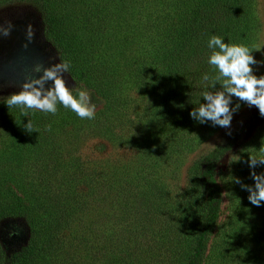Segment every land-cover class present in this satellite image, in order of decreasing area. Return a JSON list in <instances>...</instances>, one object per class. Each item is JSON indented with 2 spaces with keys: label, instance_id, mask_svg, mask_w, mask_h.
Listing matches in <instances>:
<instances>
[{
  "label": "trees",
  "instance_id": "trees-1",
  "mask_svg": "<svg viewBox=\"0 0 264 264\" xmlns=\"http://www.w3.org/2000/svg\"><path fill=\"white\" fill-rule=\"evenodd\" d=\"M254 1L0 0L1 11L20 3L38 11L48 49L53 48L57 60L70 62L69 73L78 87H89L104 100L94 120H82L58 105L55 116L48 114L41 121L44 126L55 124L54 135L48 130L38 138L39 133L25 131L20 139L17 131L7 136L11 152L0 153V224L6 218L20 219L28 236L12 252L0 244V264H95L98 257L105 258V264H135L139 255L112 242L134 208L143 211L151 202L154 188L149 181L142 192L136 191L140 184L133 185L139 177L138 182L149 178L151 161L172 149L188 148V142L195 146L219 128L199 124L189 115L218 74L208 64L213 50L207 42L218 35L252 50L260 30ZM206 74L208 81L203 79ZM88 136L116 138L136 149L139 174L126 177L132 179L119 189L123 178L118 169L103 170L105 180L95 178L99 174L74 153ZM230 147H216L193 166L191 184L204 190L206 205L189 264L202 263L221 216L224 192L216 167ZM105 196L121 203L124 198L125 216L109 220L100 237L88 233L85 217L98 199L107 201ZM246 204L230 219V233L239 240L243 217L252 205ZM254 231L263 238L258 228ZM98 237H104V243ZM258 251L257 242L249 249H235L234 261L261 264Z\"/></svg>",
  "mask_w": 264,
  "mask_h": 264
},
{
  "label": "rangeland",
  "instance_id": "rangeland-1",
  "mask_svg": "<svg viewBox=\"0 0 264 264\" xmlns=\"http://www.w3.org/2000/svg\"><path fill=\"white\" fill-rule=\"evenodd\" d=\"M254 2L260 30L252 43V54L257 60H264V0ZM2 8L4 10H0V23L6 25L11 21L15 25L9 37H0V153L8 156L7 154L11 151L7 150L11 148L7 147V136L9 135L10 138L14 131L18 132V138L21 137V132L25 131L27 135L28 132L23 126L29 119L36 130L31 133H39L35 136L36 138L40 135L46 136L48 130L51 131V135H54L55 124L52 122H45L46 126L41 124L48 114L30 111L29 116L21 117L18 108H8L7 99L11 95L9 91H19L26 80L36 75L33 72L35 65L42 63L49 65L57 59L53 48L49 50L45 44L47 38L41 29L42 19L38 11H29L32 9L31 6L22 3L10 4ZM29 24L33 26L35 36L28 48H24L25 30ZM254 74L258 77L264 75V65L258 66V71ZM65 79L74 89L81 88L89 92L96 104V113L103 108L104 100L93 95L91 88L78 87L70 73L66 74ZM236 102L238 101L234 97L233 104ZM240 103L241 107L234 113L230 128L219 127L195 146L193 142H188L186 145L188 148L183 146L182 149L180 147L172 149L170 154L158 157L157 161H151L149 164L151 167L147 173L149 176L145 174V177H149L146 181L138 182L140 177L134 180L133 187L140 184L136 191L142 192L148 189L149 184L150 189L154 188L153 194L149 195L151 202L147 207L143 206V211L134 208L135 214L130 215L128 222L126 221L128 227L126 224L119 226L118 237H115L112 242L122 244L121 248L128 247L139 255L135 264L139 262L142 264H189L206 205L204 190L196 183L191 184L192 169L199 158L218 146H231L219 159L216 167V177L223 188L224 202L221 216L209 236L208 250L201 264H237L234 261L235 249H249L256 242L259 250L257 261L261 260V264H264V246L263 250L261 246L264 244L263 203L260 207L251 205L249 214L244 215L240 232H238L241 234L240 240L236 238V233L231 235L229 230L230 219L234 216L236 209L246 203V206L250 204L249 193L232 179L239 178L244 184L254 186V180L250 175L253 170L246 162L250 156L264 155V117L259 114L257 107ZM47 126L49 129L46 128ZM119 131L121 129L117 130ZM79 145L78 151L74 153L80 156L88 170H94L99 174L94 176L95 178L99 176L100 181L105 180V176L101 175L103 170L118 169L123 181L117 189L140 172L137 166L138 152L119 139L109 140L105 137L88 136L81 140ZM67 148L71 147L67 146ZM255 171L257 174L264 172V166H258ZM126 177L132 178L128 180ZM35 194H37L36 191ZM105 198L109 200L108 206H103L107 201L100 202L101 199H98L95 204H92L93 208L85 217L88 221V233H97L100 237L109 220L115 222L118 216L122 214L125 216L124 198H122L123 203L106 196ZM144 209L146 214L142 213ZM254 227L260 230L263 238L259 239L258 235L256 236ZM10 232L16 234L10 238ZM129 232L133 234L129 235ZM27 236L28 231L24 221L9 218L1 221L0 244L9 252L23 244ZM98 239L103 240L104 243V237H98ZM238 241H240L239 245L234 244ZM94 263L105 264V258L98 257Z\"/></svg>",
  "mask_w": 264,
  "mask_h": 264
},
{
  "label": "clouds",
  "instance_id": "clouds-1",
  "mask_svg": "<svg viewBox=\"0 0 264 264\" xmlns=\"http://www.w3.org/2000/svg\"><path fill=\"white\" fill-rule=\"evenodd\" d=\"M14 28L11 21L6 25L0 23V37H9ZM25 36L26 43L23 47L28 48L35 36L31 24L26 26ZM225 39L226 37L213 35L207 42V47L213 50L208 57V64L218 74L208 88L202 91L198 105L189 115L199 124L210 122L213 127L227 129L231 126L234 113L241 107L240 102L249 107H257L259 114L264 117V75L258 77L254 74L258 71V66L264 65V60H257L249 47L225 42ZM70 67V62L65 60H57L48 66L35 65L33 72L36 75L26 80L19 91L8 97V108H18L21 117L29 116L30 111L55 116L59 111L58 105H62L82 120H94L96 104L89 92L74 89L66 82L65 77ZM203 79L208 81L209 76L206 74ZM217 84L221 86L219 89L216 88ZM234 97L238 101L235 104ZM23 127L29 134L36 131L30 119ZM246 163L253 170L250 175L254 186L244 184L239 178L233 177L232 180L249 193L248 200L252 205L260 207L264 202V172L257 174L255 168L264 166V155L250 156ZM15 234L10 232L9 237Z\"/></svg>",
  "mask_w": 264,
  "mask_h": 264
}]
</instances>
